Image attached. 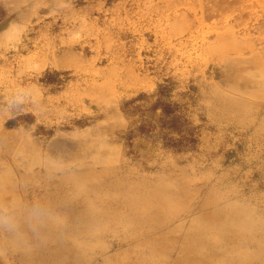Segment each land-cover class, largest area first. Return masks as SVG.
Listing matches in <instances>:
<instances>
[{"label":"rangeland","instance_id":"374dc122","mask_svg":"<svg viewBox=\"0 0 264 264\" xmlns=\"http://www.w3.org/2000/svg\"><path fill=\"white\" fill-rule=\"evenodd\" d=\"M0 264H264V0H0Z\"/></svg>","mask_w":264,"mask_h":264}]
</instances>
